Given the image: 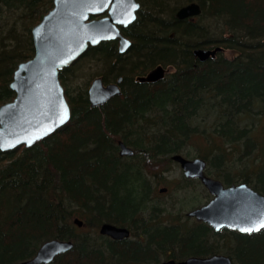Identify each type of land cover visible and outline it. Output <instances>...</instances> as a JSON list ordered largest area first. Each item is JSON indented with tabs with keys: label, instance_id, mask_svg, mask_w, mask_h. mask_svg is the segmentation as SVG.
Returning <instances> with one entry per match:
<instances>
[{
	"label": "trees",
	"instance_id": "16d2710c",
	"mask_svg": "<svg viewBox=\"0 0 264 264\" xmlns=\"http://www.w3.org/2000/svg\"><path fill=\"white\" fill-rule=\"evenodd\" d=\"M140 1L136 20L121 28L132 40L126 52L117 40L102 41L60 71L70 121L30 147L0 150V264L33 256L51 238L74 247L48 264H160L214 253L264 264V228L216 231L180 212L176 218L155 190L159 160L182 153L205 158L206 172L226 184L264 193V0ZM191 1L201 14L177 17ZM53 4L0 0V105L14 98V70L34 55L32 27ZM217 45L230 55L193 54ZM85 59L107 82L122 77V93L93 107L87 88L72 91L68 75ZM158 64L170 67L165 78L136 80ZM119 140L132 156L120 154ZM193 181L186 177L185 191ZM76 217L88 229L79 231ZM104 222L131 235L101 234Z\"/></svg>",
	"mask_w": 264,
	"mask_h": 264
},
{
	"label": "water",
	"instance_id": "95a60500",
	"mask_svg": "<svg viewBox=\"0 0 264 264\" xmlns=\"http://www.w3.org/2000/svg\"><path fill=\"white\" fill-rule=\"evenodd\" d=\"M140 5L138 0H54L53 7L32 27L34 55L20 61L14 70L10 82L15 91L14 98L0 105V150L8 151L23 145L30 147L70 121L72 109L60 71L79 59L90 45L102 41L117 40L119 51L126 52L132 40L121 28L136 20ZM201 12V4L191 1L176 14L179 18H187ZM224 50L223 46L217 45L197 47L193 53L200 61H206ZM168 72V68L158 64L146 74L137 76V80L158 82ZM121 81L122 77L115 82L105 81L102 75L94 77L88 88L90 105H103L121 94ZM119 147L121 155L134 154L131 146L122 140H119ZM171 157L180 164L185 176L199 178L213 195L206 203L188 210V216L206 222L216 231L230 228L251 233L264 228L261 227L264 225V193L247 182L226 185L209 175L203 157L189 158L182 153ZM160 191H167V187ZM74 222L80 227L84 225V220L79 217ZM249 228L259 230L242 231ZM99 232L117 240L131 235L129 227L112 222L102 223ZM73 247V240L51 238L44 241L33 256L12 264H48ZM160 264H234V261L226 253H214L192 255L182 260L169 258Z\"/></svg>",
	"mask_w": 264,
	"mask_h": 264
},
{
	"label": "rangeland",
	"instance_id": "374dc122",
	"mask_svg": "<svg viewBox=\"0 0 264 264\" xmlns=\"http://www.w3.org/2000/svg\"><path fill=\"white\" fill-rule=\"evenodd\" d=\"M224 51L226 54L230 55L227 50ZM98 75H101V72L97 70L95 64L90 63L89 59H85L79 63L74 71L70 72L67 83L72 91L75 88H88L93 78ZM202 144L203 143L200 142L198 145L201 146L198 147H201L205 152V148ZM159 161H162V165H159L160 167L156 168L159 182L155 184V190L158 193V201L165 205L169 210H172L176 218L177 213L180 212L187 215L188 210L201 206L212 197L208 189L203 184L196 182V180L191 182L190 186H188L185 191L184 189L187 182L184 171L180 164L174 161L172 157L171 160ZM163 187H168V190L161 192L160 188ZM186 192L187 194H185ZM167 218L172 219L173 215L167 214ZM194 219L192 217L190 218L192 223L197 222L196 219ZM86 229L88 228L84 226L83 228L81 227L79 231L82 232Z\"/></svg>",
	"mask_w": 264,
	"mask_h": 264
},
{
	"label": "bare ground",
	"instance_id": "6f19581e",
	"mask_svg": "<svg viewBox=\"0 0 264 264\" xmlns=\"http://www.w3.org/2000/svg\"><path fill=\"white\" fill-rule=\"evenodd\" d=\"M138 1H139L140 4H141V1H140V0H138ZM197 2H198V1H197ZM188 3H189V2H188ZM185 4H186V3H185ZM185 4H183V5H185ZM183 5H181L179 8H181ZM140 6H141V5H140ZM179 8H178V9H179ZM178 9H177V11H178ZM176 13H177V12H176ZM176 15H177V14H176ZM187 18H188V17H187ZM130 39H131V38H130ZM118 48H119V47H118ZM193 54H194V53H193ZM166 68L169 69L170 67H166ZM169 71H170V70H169ZM167 74H168V73H167ZM141 75H143V74H141ZM138 76H139V75H138ZM117 79H118V77H117L116 79H113V80H110V81H114V82H115V81H117ZM136 80H137V76H136ZM121 82H122V81H121ZM121 82H120V87H121V89H122ZM89 86H90V85H89ZM89 86H88V88H89ZM88 88H87V94H88ZM118 95H120V94H118ZM110 99H111V98H110ZM110 99H109V100H110ZM109 100H108V101H109ZM108 101H107V102H108ZM131 148L134 150L133 147H131ZM134 151H135V150H134Z\"/></svg>",
	"mask_w": 264,
	"mask_h": 264
},
{
	"label": "snow or ice",
	"instance_id": "6c2138e0",
	"mask_svg": "<svg viewBox=\"0 0 264 264\" xmlns=\"http://www.w3.org/2000/svg\"><path fill=\"white\" fill-rule=\"evenodd\" d=\"M261 227H264V225H261ZM254 230H259V229H251V228H249V229H242V231H249V232L254 231Z\"/></svg>",
	"mask_w": 264,
	"mask_h": 264
},
{
	"label": "flooded vegetation",
	"instance_id": "af4514ba",
	"mask_svg": "<svg viewBox=\"0 0 264 264\" xmlns=\"http://www.w3.org/2000/svg\"><path fill=\"white\" fill-rule=\"evenodd\" d=\"M187 178H189V177H187ZM191 179H195V180H198V181H200L198 178H196V177H190ZM188 216V215H187ZM190 217H193V216H190ZM197 221H199V220H197Z\"/></svg>",
	"mask_w": 264,
	"mask_h": 264
}]
</instances>
